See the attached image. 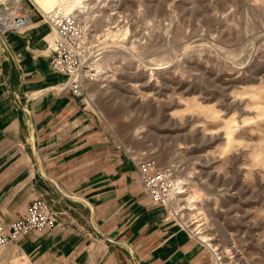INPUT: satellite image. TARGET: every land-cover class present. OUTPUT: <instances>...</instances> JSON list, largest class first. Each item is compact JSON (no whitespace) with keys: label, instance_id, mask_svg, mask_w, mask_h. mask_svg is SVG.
I'll list each match as a JSON object with an SVG mask.
<instances>
[{"label":"rangeland","instance_id":"obj_1","mask_svg":"<svg viewBox=\"0 0 264 264\" xmlns=\"http://www.w3.org/2000/svg\"><path fill=\"white\" fill-rule=\"evenodd\" d=\"M64 4L84 30L87 102L107 133L134 161L173 170L171 211L217 264H264V0L0 9Z\"/></svg>","mask_w":264,"mask_h":264},{"label":"crops","instance_id":"obj_2","mask_svg":"<svg viewBox=\"0 0 264 264\" xmlns=\"http://www.w3.org/2000/svg\"><path fill=\"white\" fill-rule=\"evenodd\" d=\"M0 33V225L42 196L57 225L0 249V264H217L171 209L151 202L136 161L87 99L58 84L51 31L27 12Z\"/></svg>","mask_w":264,"mask_h":264},{"label":"built area","instance_id":"obj_3","mask_svg":"<svg viewBox=\"0 0 264 264\" xmlns=\"http://www.w3.org/2000/svg\"><path fill=\"white\" fill-rule=\"evenodd\" d=\"M8 13V18H0V33L17 31L27 24L28 15L23 8L15 7ZM43 18L52 33L50 46L54 55L50 66L64 76L58 87L68 90L75 98L87 99L85 83L93 74L83 58L86 37L79 19L73 13H66L61 5L47 11ZM136 169L139 182L151 202L171 209L173 196L177 193L173 170L158 166L152 159L136 160ZM56 225V215L48 202L37 196L30 201L23 216L7 226L0 225V249L31 232L51 229Z\"/></svg>","mask_w":264,"mask_h":264},{"label":"bare ground","instance_id":"obj_4","mask_svg":"<svg viewBox=\"0 0 264 264\" xmlns=\"http://www.w3.org/2000/svg\"><path fill=\"white\" fill-rule=\"evenodd\" d=\"M41 1H43V0H41ZM48 1V0H47ZM16 3H18V1H16ZM39 3V2H38ZM40 3H42V2H40ZM48 3V2H47ZM57 6H59V5H57ZM57 6H55V7H57ZM61 6H63L64 7V10H65V12L66 13H73L70 9H69V7L67 6V5H61ZM55 7H53V8H55ZM53 8H51V9H53ZM50 9V10H51ZM6 10V9H5ZM4 9H0V18L3 20V19H6V18H8V15H9V13L7 14V10L5 11ZM49 11V10H48ZM75 14V13H74ZM51 40H52V33H51ZM181 191L179 190V189H177V193H180Z\"/></svg>","mask_w":264,"mask_h":264}]
</instances>
